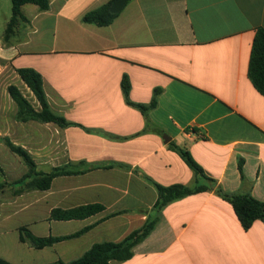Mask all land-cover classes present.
I'll return each instance as SVG.
<instances>
[{"label": "crops", "instance_id": "1", "mask_svg": "<svg viewBox=\"0 0 264 264\" xmlns=\"http://www.w3.org/2000/svg\"><path fill=\"white\" fill-rule=\"evenodd\" d=\"M49 1L44 11L23 5L28 20L8 42L0 35V152L10 150V139L33 158H46L35 160L46 172L80 160L124 165L58 176L47 190L18 193L11 183L19 178L8 180L3 167L0 257L15 264L71 261L95 243L123 240L158 215L133 257L117 264H264V221L244 229L214 186L156 211L158 191L143 177L195 186L194 171L171 142L189 150L216 186L264 203V95L248 75L264 0H129L108 26L83 16L110 0ZM21 67L42 74L55 113L90 131L18 120L9 85L39 108ZM125 75L134 102L150 103L161 89L148 122L125 100ZM38 125L50 132L40 133ZM94 203L104 209L87 218H52L55 208ZM22 226L38 236L86 232L36 249L20 240Z\"/></svg>", "mask_w": 264, "mask_h": 264}, {"label": "trees", "instance_id": "2", "mask_svg": "<svg viewBox=\"0 0 264 264\" xmlns=\"http://www.w3.org/2000/svg\"><path fill=\"white\" fill-rule=\"evenodd\" d=\"M113 1L114 0H110L105 4L89 10L84 14L83 21L86 23H93L98 26L110 25L119 15V13H113L111 11ZM27 3L38 5L42 11L49 9L50 6L49 0H12V16L7 24L3 36L5 42H8L12 38V35L15 33L20 22L28 20L22 12V6ZM17 72L29 89L35 94L39 103V108H36L18 86L14 84L9 85V94L17 105L16 118L18 120L23 122L30 120L53 122L61 127L81 126L82 128L90 131V129L86 126L78 122L70 121L64 116L55 113L51 109L44 89L43 77L39 71L32 67H21L17 69ZM248 75L256 89L264 95V27H260L256 31L252 44ZM122 89L126 102L131 106L137 107L147 118L148 122L149 112L157 106L158 96L161 93V89H155L151 102L147 104L134 102L131 99V82L128 75H125L122 79ZM6 144L9 149L13 153L20 156L28 166L27 172L21 178L11 183V185L20 186L17 193L34 189L47 190L51 187L53 180L58 176L84 173L100 167L108 168L116 165H124L118 162L90 163L86 160H80L79 162L70 161L67 164L57 165L49 172H46L38 170L35 159L25 147L14 143L10 139L6 140ZM169 144L180 154L187 165L194 171L197 182L193 187L182 183L163 185L152 178L143 175V177L158 191V200L154 206V210L160 211L165 205L173 200L186 197L194 193L207 191L214 186L215 191L231 203L244 229H250L256 220L264 221V203L261 200L255 198L251 194L229 193L224 191L220 186H216V180L206 173L202 165L199 164L189 150L180 148L171 142ZM239 167L242 171V160L239 162ZM0 175L5 177V170L1 163ZM7 184V181L0 182V189H3ZM103 209V205L99 203L85 204L68 209L55 208L52 210V218L57 220L84 219ZM159 220L160 217L158 215H149L147 221L141 228L134 230L121 241L98 242L82 256L74 260H58L49 264H117V262L128 260L134 255V247L143 241L154 230ZM19 232L20 240L22 242L28 243L31 247L36 249H42L46 246H52L58 241L77 237L86 232V229L62 236H38L26 226L20 227ZM0 264L15 263L0 257Z\"/></svg>", "mask_w": 264, "mask_h": 264}, {"label": "rangeland", "instance_id": "3", "mask_svg": "<svg viewBox=\"0 0 264 264\" xmlns=\"http://www.w3.org/2000/svg\"><path fill=\"white\" fill-rule=\"evenodd\" d=\"M12 16V0H0V35L4 36L7 22L9 21L10 17ZM15 35V33L12 35V37ZM26 90V89H23ZM27 95V92H23ZM29 98V97H28ZM14 129V128H13ZM37 129V126L34 128ZM38 130L40 133L46 134L47 132H50V128L44 126L41 127L38 125ZM34 159L37 160H45L44 157H34ZM0 161L3 167L6 170V178L9 180H15L17 178L22 177L28 170V166L23 161V159L18 156L17 154L13 153L12 151L8 150L5 152H0ZM3 180V177L0 176V181Z\"/></svg>", "mask_w": 264, "mask_h": 264}, {"label": "water", "instance_id": "4", "mask_svg": "<svg viewBox=\"0 0 264 264\" xmlns=\"http://www.w3.org/2000/svg\"><path fill=\"white\" fill-rule=\"evenodd\" d=\"M129 0H114L111 5V11L113 13H119L123 10L125 5L128 3ZM164 140L166 143L170 141V137L167 134H164Z\"/></svg>", "mask_w": 264, "mask_h": 264}]
</instances>
